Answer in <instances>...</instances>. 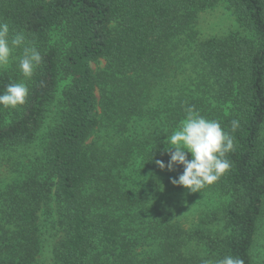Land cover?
Instances as JSON below:
<instances>
[{
    "label": "trees",
    "instance_id": "1",
    "mask_svg": "<svg viewBox=\"0 0 264 264\" xmlns=\"http://www.w3.org/2000/svg\"><path fill=\"white\" fill-rule=\"evenodd\" d=\"M219 1L0 0V23L43 58L31 79L17 61L0 69V92L10 83L29 89L18 109L0 106V152L32 145L45 133L39 165L6 185L0 264L38 263L39 212L50 203L64 229L53 249L59 264H202L226 255L257 264L264 226V0H223L245 34L197 42L201 80L152 100L151 90L168 83L171 53L194 43L188 32L197 14ZM102 61L106 66L96 69ZM57 101V117L45 129ZM190 106L234 140L231 168L213 186L224 199L220 215L198 214L196 231L152 206V195L136 192L124 177L134 160L154 180L149 188L183 173L182 165L161 170L155 160L167 165V134ZM154 116L162 127L151 142L146 121ZM232 120L239 121L235 131ZM130 124L143 128L132 139L125 135ZM103 129L120 136L112 149L99 140ZM216 222L223 229L212 231ZM193 232L202 255L188 248Z\"/></svg>",
    "mask_w": 264,
    "mask_h": 264
},
{
    "label": "rangeland",
    "instance_id": "2",
    "mask_svg": "<svg viewBox=\"0 0 264 264\" xmlns=\"http://www.w3.org/2000/svg\"><path fill=\"white\" fill-rule=\"evenodd\" d=\"M188 34H195L194 43L176 49L177 51L171 53L173 60V68L169 72L168 76H165L166 82L163 87H156L151 90L152 100L154 103L164 97L173 88L184 89V86L191 87L195 82L201 80L200 68L197 66V56L195 55L197 42L208 40L211 38H219L227 36L228 34H245V30L238 22L233 10L230 8L227 2L220 0L214 7L205 9L197 14L195 23L192 25ZM16 56V54L14 53ZM106 63L102 61L99 65H95L97 68H104ZM2 69V68H0ZM65 86V82H62L60 90ZM171 93V92H170ZM168 94V97L170 95ZM164 94V95H163ZM59 103H55L51 108L47 116L45 123V129L54 123L57 114L59 112ZM146 125H150L152 131L150 134L153 136L154 142L157 137L160 136V128L162 124L159 118L150 119L146 121ZM136 130L141 132L143 128H137L130 124L129 131L125 135L131 139L137 135ZM162 131V130H161ZM173 132V131H172ZM167 134L170 136L172 134ZM99 140L102 144L112 149V145L118 144L120 136L113 133L112 130L103 129ZM45 142V133L41 134L39 139L32 145L21 146L16 149L0 152V223L3 220L1 208L3 203L4 191L7 183L18 181L26 176L32 170H35L41 160L42 150ZM140 161L134 160L133 164H130L129 168L124 171V177L133 188H136V192L141 190L146 192L148 196H151L152 206L159 208L167 214H172L178 219H182L185 222V226L188 230L196 231L201 226L199 222L198 214H210L220 215L217 213L219 208H222L223 197L213 187L214 184L206 186L201 192L191 193L182 186L173 185L171 180L178 178L177 176H169L154 182V186L146 187L151 177L148 174L141 175L139 171ZM159 187V189L157 188ZM47 206V207H46ZM48 206L50 210L47 211ZM217 213V214H216ZM40 216V228L43 231V243L41 252L38 256L37 264H59L53 255V249L59 238L64 235V229L61 226V220L57 211L56 204L44 205L39 212ZM208 227V226H206ZM213 227L212 231L223 229V224L210 225ZM204 229V228H200ZM192 241L189 243L188 248L198 254H203L205 249L203 244L197 240L194 236V232L191 234ZM143 237V236H138ZM151 239V238H150ZM149 239V241H150ZM146 248V247H141ZM139 250V248H138ZM143 250V249H142ZM257 264H264V226L262 227V233L258 239L257 245L254 251Z\"/></svg>",
    "mask_w": 264,
    "mask_h": 264
},
{
    "label": "clouds",
    "instance_id": "3",
    "mask_svg": "<svg viewBox=\"0 0 264 264\" xmlns=\"http://www.w3.org/2000/svg\"><path fill=\"white\" fill-rule=\"evenodd\" d=\"M17 49L22 54L14 55ZM42 56L35 46H28L22 34L10 36L7 23H0V68H6L13 61L18 62L25 79H31L35 69L42 63ZM29 94L27 85L10 83L0 92V106L18 109L26 103ZM186 118L167 136L164 151L170 155L167 165L155 160L164 170L173 171L174 166L182 165L183 173L171 180L173 185L182 186L191 193L201 192L206 186L217 182L231 168L228 154L234 151L233 137L226 132L220 122L209 120L195 111L194 106L186 109ZM239 127L238 120L231 121L232 131ZM191 154V159L188 154ZM202 264H244L240 258L226 255L216 261L202 260Z\"/></svg>",
    "mask_w": 264,
    "mask_h": 264
}]
</instances>
